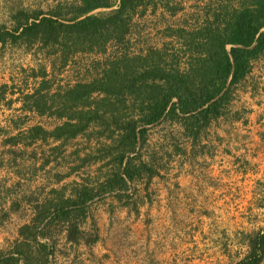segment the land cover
<instances>
[{
	"label": "rangeland",
	"instance_id": "1",
	"mask_svg": "<svg viewBox=\"0 0 264 264\" xmlns=\"http://www.w3.org/2000/svg\"><path fill=\"white\" fill-rule=\"evenodd\" d=\"M216 1L169 0L182 9L175 16L161 8L149 9L142 18L138 12L131 52L161 48L168 41L166 27L194 24L204 5ZM79 2L0 0V28L12 30L23 14H65L68 5ZM115 51L110 45L106 56L76 54L62 67L57 55L38 45L0 49V253L11 250L40 203L60 193L72 196L79 184L92 185L102 166L82 161L96 148L95 139H31L32 127L51 131L62 121L31 110L25 97L39 88L41 73L54 93L94 75L93 65ZM252 69L237 86L228 116L196 143L168 122L150 128L142 156L153 162L157 175L147 185H131L130 200L106 195L88 205L81 230L86 241L98 236L94 244L67 242L61 227L53 230L52 240L39 239L54 244L50 264L239 263L248 253L249 237L264 226V57Z\"/></svg>",
	"mask_w": 264,
	"mask_h": 264
},
{
	"label": "trees",
	"instance_id": "2",
	"mask_svg": "<svg viewBox=\"0 0 264 264\" xmlns=\"http://www.w3.org/2000/svg\"><path fill=\"white\" fill-rule=\"evenodd\" d=\"M178 6L169 0H80L68 5L65 14H23L12 30L0 28V49L38 45L57 55L62 67L73 55L106 56L110 45L116 47L93 65L91 77L50 93L47 75L41 73L39 88L25 97L32 102L31 110L62 121L51 131L32 127L27 133L31 139H95L96 148L82 161L102 166L92 185L79 184L72 196L60 193L40 203L31 222L18 230L11 250L0 253V264H50L54 244L39 239L52 240L57 227L65 230L67 242L94 244L98 236L89 235L86 241L81 230L88 205L106 195L130 200L131 185H147L157 175L153 162L142 156L150 128L164 122L177 125L194 144L214 122L228 116L237 86L253 62L264 57V0L210 2L194 24L166 27L168 41L161 48L131 52L138 12L142 18L149 9L155 13L161 8L175 16L182 10ZM247 248L237 264H262L264 226L249 237Z\"/></svg>",
	"mask_w": 264,
	"mask_h": 264
},
{
	"label": "crops",
	"instance_id": "3",
	"mask_svg": "<svg viewBox=\"0 0 264 264\" xmlns=\"http://www.w3.org/2000/svg\"><path fill=\"white\" fill-rule=\"evenodd\" d=\"M252 70H253V69H252ZM252 70H251V71H252ZM249 75H250V74H249ZM249 75H248V76H249ZM248 76H247V78H248ZM247 78H246V79H247ZM246 79H245V80H246ZM244 82H245V81H244ZM221 119H223V118H221ZM219 120H220V119H219ZM219 120H218V121H219ZM8 201H9V202H7V203H9V205H10V199H9ZM10 206H11V205H10ZM8 208H9V207H8ZM31 220H32V219H31ZM31 220H30V222H31ZM30 222H29V223H30ZM29 223H28V224H29ZM17 239H18V234H17V238H16L15 240H17Z\"/></svg>",
	"mask_w": 264,
	"mask_h": 264
}]
</instances>
